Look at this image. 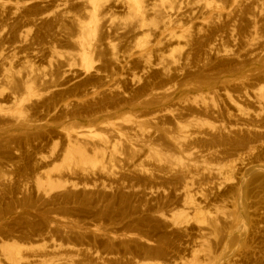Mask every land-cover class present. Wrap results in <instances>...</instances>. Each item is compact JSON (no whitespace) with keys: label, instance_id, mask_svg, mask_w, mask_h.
<instances>
[{"label":"rangeland","instance_id":"obj_1","mask_svg":"<svg viewBox=\"0 0 264 264\" xmlns=\"http://www.w3.org/2000/svg\"><path fill=\"white\" fill-rule=\"evenodd\" d=\"M193 1L185 0L179 12L186 15L191 43L177 47L182 56L179 75L172 69L167 77L161 67L146 68L128 38L112 30L101 38L111 41L113 48L96 47L91 54L94 66L88 72L74 60L68 67L73 49L60 35L72 31L60 30L58 35L53 5L26 12L23 8L17 14L6 9L0 14V49H8L0 54V77L7 68L12 76L8 79L13 78L0 81V258L7 244L41 245L53 239L76 246L79 254H71L76 260L92 250L104 257L102 262L86 257L90 260L86 264H134L132 260L181 264L199 241V228L193 222L171 226L159 216L192 197L204 209L226 206L231 215L203 233L213 264H264V117L252 115L256 106L244 98L264 87V0L257 4L218 0L229 14L219 18L192 5ZM66 8L78 11L70 4ZM111 8V13L119 11L113 3ZM35 11L47 18L30 23ZM12 44L20 47L14 50L17 46ZM46 47H55L64 56L51 59ZM156 59L151 52V63ZM23 62L33 65L34 73H28ZM26 76L34 79L39 93L25 97L22 104ZM166 83L173 89L170 103L184 107L183 120L191 115L201 118L206 122L204 133L220 136L218 131L224 127L234 133L213 142L197 137L180 147L171 138L175 119L150 121L160 108L152 102L151 92ZM227 93L238 96L251 115H238L225 98ZM16 96L20 99L14 103ZM191 98L195 100L185 102ZM124 116L142 120L138 128L130 123L122 128L124 136L134 138L130 146L117 142V154L97 163L64 161L75 145L66 133L97 128ZM243 125L260 131H239ZM84 144L91 155L90 146ZM191 147L205 154H179ZM231 162L226 174L231 182L219 186L208 177L207 168ZM43 171L65 185L44 193L49 187L42 182ZM187 181L190 192L185 197Z\"/></svg>","mask_w":264,"mask_h":264},{"label":"bare ground","instance_id":"obj_2","mask_svg":"<svg viewBox=\"0 0 264 264\" xmlns=\"http://www.w3.org/2000/svg\"><path fill=\"white\" fill-rule=\"evenodd\" d=\"M184 1L185 0H44L41 3L39 0H25L21 2L0 0V14H2L6 9H10L12 14H17L23 8H25L23 10L26 12L31 11L32 8H37L35 6L53 5L55 12L57 13L55 20L59 22L56 27L58 35L60 34V30L65 33L67 28H71L72 31V33L66 37L60 35L61 37H64L65 41L73 49V52L68 53V67L72 66L70 61L74 60V62L79 65L81 70L88 72L94 66L91 54L96 47L101 45L108 49L113 48L111 41L101 38L103 34L106 32L110 33L112 30L114 34L119 35L120 37L128 38V41L133 44L137 53L143 57L146 68L161 67L164 76L167 77L172 69H174V73L177 71L176 75H179V71L177 69L182 60V56L179 54L177 47L181 44L189 45L191 43L190 40L192 37V31L183 19L186 15L184 16V14L179 13L181 12ZM259 1L260 0H255L254 4H257ZM111 3H113L115 8H118L119 11L111 13ZM69 4L76 6L78 11L73 12L72 9H67L66 7ZM192 5H200L203 9L202 11H208L207 13L212 16V18H219L224 14L226 16L229 15L226 12V8L222 7V5L218 3V0H194ZM235 6H237V4ZM232 11H234V8ZM117 13L119 14L115 16L114 14ZM45 17L46 15H43V12L40 13L39 11H35L31 13L29 21L32 24H38L44 21ZM117 18H119L118 21ZM173 43H175V45H173ZM165 44L167 47L162 49ZM12 45L13 47L17 46L13 48L14 50L20 47L19 44H15V46L14 44ZM215 46H217V43ZM6 47L7 46H3L0 49V54H2L1 52H3V50L7 49ZM210 49H213V47L210 46ZM46 51L47 53L49 52L51 59L64 56V54L58 52L55 47H46ZM151 52L156 53L157 59L155 63H151ZM185 59L189 60V54L186 55ZM23 64L26 66L27 62H23ZM26 68L29 71H27L28 73H34L33 65L28 64V67L26 66ZM69 69H67V71ZM2 74L3 75L1 76L2 78L0 77V81L3 78L8 79L9 77H12L9 75L7 68L4 69ZM26 77L28 78V76ZM12 79H8L6 83L10 80L12 81ZM23 80V93L21 92L22 96L20 95L22 98H17V96L14 97V103L19 102V99L22 103V100L25 101V97L36 96L37 93H39L37 87L35 86L34 79L28 78L24 81ZM167 84L168 83H166L165 86L156 88L151 92L152 102L157 103L160 108L157 110L155 116L150 118V121L152 122L154 119H160L163 117H171L172 119H175V134L171 138L179 142L178 145L180 147L182 146V143L189 142L197 137H199V139H202L200 137H203L204 141L213 142L217 137H226L227 139V137L234 133L225 127L219 129L218 133L220 136H217V134L207 133L206 131V133H204L202 128L206 122L201 118L191 115L188 116L187 119L183 120L182 116L184 113V107L182 103H170L173 89L172 86H166ZM225 98L234 110H236V113L242 118H246L251 115L248 110L242 108V101L238 96L233 97L231 94L227 93ZM244 98L248 103H253L256 106L255 114L252 115L255 117H264V87H260L257 91H255L252 97L245 94ZM191 100L195 99H187L185 102L190 103ZM196 101L198 100L196 99ZM21 103L19 106H21ZM128 123L133 124L132 128H138L141 126L142 120L140 118L130 116L118 117L114 120L99 124L97 128L89 127L79 130L73 129L71 132L66 133V138L70 141V143L74 142L75 145H71L68 153L63 156L64 161L70 162L74 160L83 164L92 162L97 163L98 160L106 158L107 155L115 156L118 151L117 142L121 141L130 146L132 144V140L134 139L133 137L130 138L124 136L122 132V128H124V125ZM239 131L258 132L260 130L258 127L243 125L241 128L239 127ZM101 132H106L110 135L104 136ZM84 143L90 146L91 155L88 153L89 151L87 152L86 145ZM206 151L207 153H210L209 149ZM214 153L215 152H212V154ZM179 154L181 156H198L204 155L205 151L191 147L189 149H181ZM191 163L192 162H190V166L192 165ZM233 163L234 162H231L227 166L222 163H218L216 166L207 168L208 177H211L210 179L214 180L215 184H218L219 186L222 184L224 185V183H228V181L231 182L230 179H232V177L226 174L227 170H229V167H231ZM101 166L104 168V165ZM42 173L45 175V178L42 177L44 181H41L44 182V185L49 187V189H46L44 193H48L56 187H63L65 185H61V180L53 178V175L51 176L49 172L43 171ZM189 185L190 183L187 181L183 186L182 195L185 197L189 196ZM147 194H152V191L147 192ZM225 210L226 206H213L204 209L200 203L195 202L194 199L190 197L184 200L179 207H176L169 213L160 214L159 217L169 221L171 226H183L193 222L199 228L200 235L196 237L199 241L196 243L194 248L191 249L189 259L184 261L182 260L181 264L215 263V260L212 258L211 253L206 246V236L203 233L204 231L215 228L218 220L231 219V215ZM52 228L55 230L56 227L54 226ZM49 235H51V233ZM44 236L47 237L46 235ZM48 238L50 237L48 236ZM48 238H46V240H48ZM144 240L146 241V239ZM150 243L152 242L150 241ZM1 251L3 258H0V264L3 262H1V259H4V262L6 261L5 264H22L23 261H25L26 264H86L90 261L87 260L86 257L92 258V260L96 262H102L104 259V257H101L99 254H94V252L97 251L93 252L92 250V254L87 253L86 255L83 250V257L81 258L79 256L80 258L76 260L77 257L75 259L73 258L75 254H79V249L76 246L69 244L64 245L61 242H55L53 239L50 240L49 244L44 243L41 245H32V242H28L26 244H7ZM71 254H74V256L72 257ZM201 254L204 255L201 256ZM201 258H203V261H201ZM132 261L134 264H139V262L135 260ZM140 264L162 263L160 261H147L144 263L140 262Z\"/></svg>","mask_w":264,"mask_h":264}]
</instances>
